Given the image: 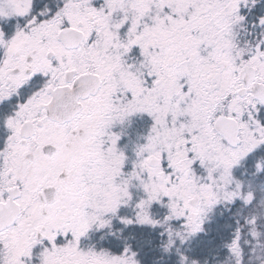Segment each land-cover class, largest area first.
<instances>
[{
    "label": "snow or ice",
    "instance_id": "obj_1",
    "mask_svg": "<svg viewBox=\"0 0 264 264\" xmlns=\"http://www.w3.org/2000/svg\"><path fill=\"white\" fill-rule=\"evenodd\" d=\"M0 264H264V0H0Z\"/></svg>",
    "mask_w": 264,
    "mask_h": 264
}]
</instances>
